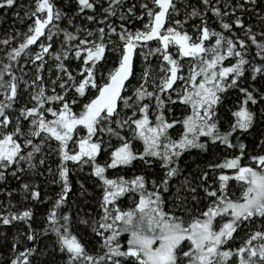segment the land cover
I'll list each match as a JSON object with an SVG mask.
<instances>
[{
    "label": "snow or ice",
    "instance_id": "6c2138e0",
    "mask_svg": "<svg viewBox=\"0 0 264 264\" xmlns=\"http://www.w3.org/2000/svg\"><path fill=\"white\" fill-rule=\"evenodd\" d=\"M0 10L26 24L0 39V227L17 230L0 264H264V138L241 140L264 118V0ZM212 147L185 175L181 158ZM79 173L84 204L88 181L99 196L73 212ZM39 177L59 191L43 199ZM17 197L48 205L40 231Z\"/></svg>",
    "mask_w": 264,
    "mask_h": 264
},
{
    "label": "trees",
    "instance_id": "16d2710c",
    "mask_svg": "<svg viewBox=\"0 0 264 264\" xmlns=\"http://www.w3.org/2000/svg\"><path fill=\"white\" fill-rule=\"evenodd\" d=\"M21 2L27 3V0H21ZM64 2L65 0H57L58 4ZM129 2H131V0H129ZM193 2H195V0H193ZM209 16H210V20H209L210 27L213 28L217 27L215 24L212 23L214 17H211L210 13ZM116 23L118 24L119 21L117 20ZM132 26L135 27L138 25H132ZM13 27H15L16 29L23 30L26 28V24H20L19 22L15 21L11 11L0 10V39L5 38L6 34H11L13 31ZM235 99H236V95L233 94L231 100L235 101ZM229 106L233 107L232 104H230ZM259 107H260L259 105L254 106V110L259 112ZM261 138H264V118L258 116L256 124L251 134L241 137V140L243 143L248 145V150L252 151L259 144ZM221 153L222 150L217 149L215 147H212L210 149V154L198 153L196 150H193L192 153L190 154L186 153L185 156L181 158L180 166L184 170V174L187 175L189 172L196 171L197 165L203 167L209 161L219 160L221 157ZM53 167H55V165H53ZM136 167L137 170L142 169V165L139 163H137ZM124 174L131 175V173L127 170H125ZM78 180H87L86 174L79 173L71 177L73 192L70 193L69 196H70V206L72 207L73 212H75L76 204H80L81 206H84L86 210L93 208L95 205V200L99 196L98 190H95L92 187L91 182L88 181L86 183V187H88L89 191L92 192V196L87 197L89 203L85 205L84 198L81 197L80 195V188H79V184L77 183ZM36 182L40 184L41 197L43 199H47L50 196H54L55 192L59 191L58 185L50 184L43 177L36 178ZM11 186L16 187V182L12 181ZM3 187L4 185H0V190H2ZM0 199H3V197H0ZM14 203H17V208L20 210H22L24 207L33 208L35 213L34 227L37 229V231H40L44 224V217L46 215V210L48 205L37 204L36 202L33 201L25 202L21 200L19 197H17ZM0 234H3L0 235V259H3L4 257H9L12 255L10 250V244L12 243V238L17 235V230L16 228L8 229L6 227H0ZM4 235L7 236V239H4ZM45 246H47L50 252L52 248V240L50 238L45 237L41 239L40 247L44 248ZM41 259L51 260L52 264H62L58 255L56 254H50L49 256L41 257Z\"/></svg>",
    "mask_w": 264,
    "mask_h": 264
}]
</instances>
